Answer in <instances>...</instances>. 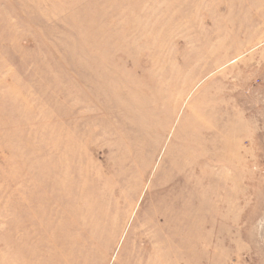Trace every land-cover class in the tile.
<instances>
[{
  "label": "rangeland",
  "instance_id": "374dc122",
  "mask_svg": "<svg viewBox=\"0 0 264 264\" xmlns=\"http://www.w3.org/2000/svg\"><path fill=\"white\" fill-rule=\"evenodd\" d=\"M109 246L264 264V0H0V264Z\"/></svg>",
  "mask_w": 264,
  "mask_h": 264
},
{
  "label": "bare ground",
  "instance_id": "6f19581e",
  "mask_svg": "<svg viewBox=\"0 0 264 264\" xmlns=\"http://www.w3.org/2000/svg\"><path fill=\"white\" fill-rule=\"evenodd\" d=\"M234 61H236V59H234L232 62H234ZM90 77H91V75H90ZM103 79H106V80L108 81V85L106 84V90H110L111 88L115 87V86H112V85L110 84V82L114 80V78L111 77V75H109L108 73H104V75H103ZM104 81H105V80H104ZM105 83H106V82H105ZM103 87L105 88V85H104L103 82H101V86H100V88H101V89H104ZM110 249H111V246L108 247V249L105 251L104 255L102 256V260H103V261H102V264L105 263V261H106V259H107V255H108ZM139 251H141V250H138V249L132 250V249H130V252H129L128 258H131V257L134 258V256H135ZM135 253H136V254H135ZM134 254H135V255H134ZM48 260H49L50 263L47 262L46 264H67L68 256H59V255H57V254L54 252V253H50V254H49V256H48ZM45 262H46V261L43 262L41 259H39L38 264H41V263L44 264ZM138 264H145V263H144V260H140Z\"/></svg>",
  "mask_w": 264,
  "mask_h": 264
}]
</instances>
